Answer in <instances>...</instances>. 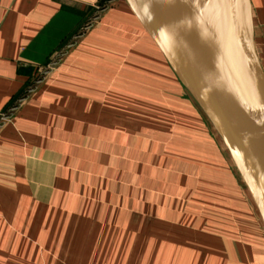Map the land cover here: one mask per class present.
Wrapping results in <instances>:
<instances>
[{
  "label": "crops",
  "instance_id": "0c3cea01",
  "mask_svg": "<svg viewBox=\"0 0 264 264\" xmlns=\"http://www.w3.org/2000/svg\"><path fill=\"white\" fill-rule=\"evenodd\" d=\"M99 3L0 0V264L84 256L76 245L88 233L83 209L68 202L84 188L86 155L95 154L86 146L116 144L117 94H183L127 1L110 0L102 13ZM249 4L264 70V0Z\"/></svg>",
  "mask_w": 264,
  "mask_h": 264
},
{
  "label": "rangeland",
  "instance_id": "374dc122",
  "mask_svg": "<svg viewBox=\"0 0 264 264\" xmlns=\"http://www.w3.org/2000/svg\"><path fill=\"white\" fill-rule=\"evenodd\" d=\"M117 97L116 144L86 146L97 155H86L84 188L67 201L88 230L75 264H264L259 211L185 87Z\"/></svg>",
  "mask_w": 264,
  "mask_h": 264
},
{
  "label": "water",
  "instance_id": "95a60500",
  "mask_svg": "<svg viewBox=\"0 0 264 264\" xmlns=\"http://www.w3.org/2000/svg\"><path fill=\"white\" fill-rule=\"evenodd\" d=\"M211 123L264 223V70L249 0H126Z\"/></svg>",
  "mask_w": 264,
  "mask_h": 264
},
{
  "label": "built area",
  "instance_id": "2783aa9c",
  "mask_svg": "<svg viewBox=\"0 0 264 264\" xmlns=\"http://www.w3.org/2000/svg\"><path fill=\"white\" fill-rule=\"evenodd\" d=\"M52 71V66H47L44 68H39L38 69V74L40 77L46 76L48 74H50V72ZM38 76L37 81L40 83V81H42V79H40V77Z\"/></svg>",
  "mask_w": 264,
  "mask_h": 264
},
{
  "label": "bare ground",
  "instance_id": "6f19581e",
  "mask_svg": "<svg viewBox=\"0 0 264 264\" xmlns=\"http://www.w3.org/2000/svg\"><path fill=\"white\" fill-rule=\"evenodd\" d=\"M221 1V3L225 6H228V4L230 5V2L228 1V0H220ZM234 7H236V4L234 3V4H232V5H230V13L232 14V15H235L236 14V10H235V8Z\"/></svg>",
  "mask_w": 264,
  "mask_h": 264
}]
</instances>
